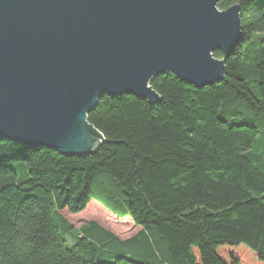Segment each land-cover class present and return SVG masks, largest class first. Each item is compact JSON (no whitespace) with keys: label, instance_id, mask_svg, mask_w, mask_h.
I'll use <instances>...</instances> for the list:
<instances>
[{"label":"trees","instance_id":"16d2710c","mask_svg":"<svg viewBox=\"0 0 264 264\" xmlns=\"http://www.w3.org/2000/svg\"><path fill=\"white\" fill-rule=\"evenodd\" d=\"M236 5L222 82L102 95L86 156L0 137V264H264V0Z\"/></svg>","mask_w":264,"mask_h":264},{"label":"water","instance_id":"95a60500","mask_svg":"<svg viewBox=\"0 0 264 264\" xmlns=\"http://www.w3.org/2000/svg\"><path fill=\"white\" fill-rule=\"evenodd\" d=\"M219 1L0 0V137L86 156L104 142L88 121L102 95L159 103L165 73L222 82L243 28Z\"/></svg>","mask_w":264,"mask_h":264}]
</instances>
